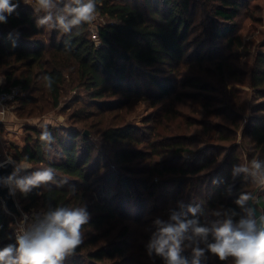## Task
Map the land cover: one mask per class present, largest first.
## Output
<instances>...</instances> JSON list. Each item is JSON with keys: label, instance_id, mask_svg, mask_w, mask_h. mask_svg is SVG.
I'll return each mask as SVG.
<instances>
[{"label": "trees", "instance_id": "16d2710c", "mask_svg": "<svg viewBox=\"0 0 264 264\" xmlns=\"http://www.w3.org/2000/svg\"><path fill=\"white\" fill-rule=\"evenodd\" d=\"M244 1L96 0L100 18L95 30L92 22L65 34L38 28L37 15L43 13H35L34 7L20 0L7 23L0 24V71L8 82L1 90L22 84L28 90L20 99L24 106L38 102L30 92L41 91L52 107L61 105L68 79L72 89L87 93V101L72 100L75 108L70 119L84 124L92 134H85V128L49 126L55 139L48 151L39 140L41 130L29 128L36 136L27 134L24 151L17 150L14 156L16 161L27 157L32 165L23 175L50 166L58 179L67 181L63 187L42 186L23 195L22 211L43 209L51 203L84 205L90 213L81 229L82 244L63 264H149L140 260L139 249L147 252L150 236H145L142 227H133L146 222L134 218V206L144 210L156 202L167 220L171 211H186L189 204H198L203 210L201 222H205L214 219L212 210L234 208L241 192L252 193L256 188L243 173L231 174L235 164L264 159V123L248 112V100L240 99L248 91L229 90L232 98L238 89L239 101L217 100L224 104L219 108L210 93L220 90L196 74L210 72L224 87L240 83L264 97V54L249 49L237 32L236 18ZM220 40L224 42L220 44ZM184 65L194 69L179 67ZM187 71L193 75V83L209 93L205 96L208 106L204 108L203 103L202 108L192 110L201 119H186L172 107L185 99L186 93L178 92L177 87L188 84ZM44 75L52 78L50 88L45 86ZM136 90V95L148 93L156 106L142 126L127 122L101 128V118L91 122L96 113L103 115L124 105V101L108 97L126 94L130 98ZM176 119L185 121L178 133L171 127ZM194 128L199 130L192 131ZM95 136L103 146L114 149L109 162L96 149ZM239 136L241 143H235ZM225 142H230L229 148ZM196 143L202 145L199 150L194 148ZM240 149H245V159ZM255 205L264 212V194H259ZM14 223L0 199V248L15 243ZM182 255L191 260L190 250ZM149 258L150 264H163L154 253ZM200 264L222 262L206 254ZM223 264H231V258Z\"/></svg>", "mask_w": 264, "mask_h": 264}, {"label": "clouds", "instance_id": "9594fccd", "mask_svg": "<svg viewBox=\"0 0 264 264\" xmlns=\"http://www.w3.org/2000/svg\"><path fill=\"white\" fill-rule=\"evenodd\" d=\"M23 3L29 4L32 0H23ZM19 4L20 0H0V24L7 23L8 16ZM61 5L63 7L58 12ZM34 12L43 13L37 15L38 28L57 29L70 34L83 24L90 25L96 18L97 7L96 0H35ZM43 80L50 88L52 78L44 75ZM41 129L39 140L50 151L48 145L55 138L47 124L41 125ZM5 163L14 165L8 176L0 177V183L8 186L10 193L19 191L27 195L42 186L55 184L63 187L67 183L58 179L50 166L21 175L30 168L27 157L21 161L8 157ZM4 166L0 164V167ZM240 173L264 189V159L254 158L247 163L233 165L232 176ZM72 190L75 191L74 188ZM255 199L253 193L243 191L234 200V208L221 206L212 210L214 219L211 221L201 222L203 210L198 204H189L186 211H171L167 220L156 218L153 221L155 230L146 244L148 256L152 257L154 253L163 264H200L206 254L215 256L222 264L229 258L231 264H264V212L257 214V209L248 206ZM90 218L84 205L53 206L49 203L40 211H33L30 218L28 213H23L15 243L0 248V264H63L65 258L73 255L82 244L81 229ZM185 250H190L191 260L182 255Z\"/></svg>", "mask_w": 264, "mask_h": 264}, {"label": "rangeland", "instance_id": "374dc122", "mask_svg": "<svg viewBox=\"0 0 264 264\" xmlns=\"http://www.w3.org/2000/svg\"><path fill=\"white\" fill-rule=\"evenodd\" d=\"M242 1V0H241ZM23 2V0H22ZM35 0H32V3L26 4L29 7H34ZM25 4V3H24ZM99 15L96 12V18L93 21V26L92 29L95 30V26H97L96 22L99 19ZM238 22V33L241 35L244 43L247 45L249 49H251L254 53H263L264 54V0H245L244 1V8L242 9L241 14L236 18ZM224 41L220 40L219 43L222 44ZM245 58H242L244 60ZM205 65L210 66L211 64L205 63ZM181 69L192 68L190 65H184V66H179ZM193 67H196V65H193ZM209 68V67H206ZM186 71V70H185ZM185 71H184V76H185ZM17 75H15V79H19V71H17ZM187 76L190 78L186 83L187 85H182V88L180 86L177 87L178 92L186 93L185 99L181 103H175L172 105L173 108H177V111L179 110L181 115H185L188 119V117H196L198 119H201V116L198 115V113H194L192 110L193 108H202V104L204 103V108H206L208 100L206 99L205 96H209V93L202 91L197 84L193 83L192 74H189V71L186 72ZM194 74V73H193ZM196 74L201 75L203 79L210 81L211 84H213L218 90H220V93L216 91H212L210 94L215 95V101H213V104H216L219 108L220 106L224 105L220 103V99L228 98L225 99L224 102L228 103V100L230 101L231 99L235 101H239V96H237L238 89L235 90V94L232 98L228 97V91L231 90L233 91L238 88H243L248 91L246 93L247 97H240L242 101L248 100V105L250 106L248 112L253 114L255 117H257L261 122L264 123V110H261L262 107H264V97L258 96L256 93L252 92L250 87L247 85H242L240 83H234L230 82L228 84V87H224L219 83L218 80H215L216 78L210 74V72L206 73H199L196 72ZM240 76V75H239ZM0 78H2L3 82L0 83V87L5 86L8 84L7 79L5 75L0 71ZM184 77H180V80H183ZM12 83V82H11ZM183 83V82H182ZM18 86L20 88V92L18 93L16 100H12L8 102V107L9 110L7 109L6 115L0 116L5 119L8 115L13 116V118H18L20 130L22 132V144L26 146V141H25V136L27 134H32L33 137L36 136L35 132L30 130L29 128H37L38 130L41 129V125L47 124L48 127H56V128H69V127H77V128H85L84 124L81 123H74L73 119H70V116L75 108V105L72 104V100H74L76 97H80L82 101H87V93L84 89H72V83H70L69 79L68 82L65 83L64 89H63V97L62 103L58 107H52L49 102L47 101L48 98L45 97V95L41 91H36V92H30L33 94V96L38 99L37 103H30L26 106L22 104V100L20 101L21 98L25 97L28 94V90H25L24 86L22 84H14V85H9L8 88H12ZM213 86V87H214ZM214 87V88H215ZM31 90V89H30ZM151 90V89H149ZM32 91V90H31ZM152 91V90H151ZM224 91L222 94L221 92ZM139 92L138 90L135 91L134 94H131L130 98H127L126 94H117L116 96L113 97H108L111 100H118L120 103L124 101V105H121L119 108H112L109 109L106 113L103 115H100V113H96L95 117H91V122L96 123L99 118L102 120V122L99 123L101 128H104L107 125H119V124H125L127 122L137 124L139 126L143 125V121L145 118L150 116L156 109V106L154 105L152 99L149 98L148 93H143L140 95H136V93ZM141 93V92H140ZM199 95V96H198ZM204 95V96H200ZM211 95V96H212ZM198 96V97H195ZM45 98V99H42ZM120 99V100H119ZM125 99H128V101L125 103ZM205 100V101H204ZM232 106L231 104H227ZM178 114L177 116H179ZM102 116V117H100ZM14 121V120H13ZM11 121L12 123H14ZM181 122H185L181 119H176L172 122V130L174 133H178L183 131V125ZM9 119L7 121H2V124H0V133H5L10 130L9 126ZM231 124L230 122H228ZM179 124V125H178ZM76 125V126H75ZM94 133H96V130L92 128ZM85 132L87 131L89 134H92V132L86 127ZM101 130V129H100ZM181 130V131H180ZM199 128H194L192 131H197ZM98 135V134H97ZM6 138V136H5ZM2 141V140H1ZM92 141L94 142L96 149L100 151L103 155H105L106 160H110L113 157L114 154V149L109 146H103L98 139L97 136H95ZM241 143V136L237 139L235 143ZM226 147L229 148L230 142H225ZM11 144H6V147L9 150H12L13 153H5V148L3 146L1 147L0 150V162L6 160L8 157H13L14 153L19 150L15 147H12ZM196 150H199L202 145L197 144L195 145ZM24 150L20 151L23 152ZM243 155V158L245 159L246 152L245 149H240V151ZM2 154V155H1ZM186 156L189 154V152L185 153ZM15 160L14 158H12ZM109 162V161H108ZM28 163V162H27ZM30 165V168L32 165ZM23 175V172L21 173ZM258 187L253 190L252 193L257 189ZM259 194H264V189L259 188V193L256 194V198L259 197ZM24 194L20 193L19 191L14 192V196L16 199V202L18 204V208L20 210V213L26 212L21 210V205H20V198ZM156 202L150 203L149 207L145 208L143 210V207L141 206H134V209L132 211V215L134 218H137L138 221H146L145 224H134V228H139L142 227V230L145 229V236H150L151 233L153 232L152 230H155L153 227V221L155 218H161L163 219V213L158 206H156ZM39 210H32L30 211H40ZM154 210V213L152 211ZM161 211V212H160ZM10 216H13L15 219L14 223V231L17 226V224L20 222L22 219L21 214H13L11 212H8ZM27 213V212H26ZM29 213V212H28ZM18 221V222H16ZM19 226V225H18ZM140 255V260L143 262H149L151 263V258L148 257L147 252L145 249L142 247L139 249Z\"/></svg>", "mask_w": 264, "mask_h": 264}, {"label": "water", "instance_id": "95a60500", "mask_svg": "<svg viewBox=\"0 0 264 264\" xmlns=\"http://www.w3.org/2000/svg\"><path fill=\"white\" fill-rule=\"evenodd\" d=\"M85 134H89V133L86 131ZM5 161L6 160L0 162V164L5 165L4 167H0V177H6L13 171L14 165L10 163H5ZM258 191H259V188H257L253 194L255 195ZM0 199L3 201L8 212H11L13 214H20V210L18 208V204L16 202L14 193H10L9 187L3 185L2 183H0ZM250 205L251 207H254L255 209H257L258 211L257 214L262 212L256 207L255 201L250 202Z\"/></svg>", "mask_w": 264, "mask_h": 264}, {"label": "crops", "instance_id": "0c3cea01", "mask_svg": "<svg viewBox=\"0 0 264 264\" xmlns=\"http://www.w3.org/2000/svg\"><path fill=\"white\" fill-rule=\"evenodd\" d=\"M8 119H9L8 126H9L10 130L8 132H5V133H0V150H1V147L3 146V148H5V153L9 154V153H13V151L12 150L8 151L6 144L10 143L12 145V147L16 146V148L19 149V151L24 150L25 146L22 144V138H21L22 132L20 130V127H18V125H19V123H18L19 119L18 118H13V116L8 115L5 119H3L0 116V124H2V121H7ZM11 121H13L14 123H12ZM5 136H6V138H5ZM14 156H15V153H14L12 158H14Z\"/></svg>", "mask_w": 264, "mask_h": 264}, {"label": "built area", "instance_id": "2783aa9c", "mask_svg": "<svg viewBox=\"0 0 264 264\" xmlns=\"http://www.w3.org/2000/svg\"><path fill=\"white\" fill-rule=\"evenodd\" d=\"M19 92H20V88L18 86H15V87H12V88H8V89H3V90L0 89V114L2 116L6 115L7 109L9 110V107L7 105L8 102H10L12 100L15 101ZM23 213H26V212H23ZM31 213L30 212L28 213L29 214V218H30ZM20 214L22 215V212ZM16 222H18V221H16ZM18 225H19V223L17 224V226L15 228V231H14V236L15 237H16Z\"/></svg>", "mask_w": 264, "mask_h": 264}, {"label": "bare ground", "instance_id": "6f19581e", "mask_svg": "<svg viewBox=\"0 0 264 264\" xmlns=\"http://www.w3.org/2000/svg\"><path fill=\"white\" fill-rule=\"evenodd\" d=\"M2 155V154H1Z\"/></svg>", "mask_w": 264, "mask_h": 264}]
</instances>
